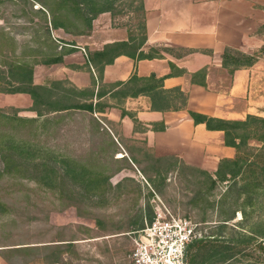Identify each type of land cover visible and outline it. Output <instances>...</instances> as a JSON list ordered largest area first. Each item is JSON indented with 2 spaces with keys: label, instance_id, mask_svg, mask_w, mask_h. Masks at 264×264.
I'll return each instance as SVG.
<instances>
[{
  "label": "crops",
  "instance_id": "0c3cea01",
  "mask_svg": "<svg viewBox=\"0 0 264 264\" xmlns=\"http://www.w3.org/2000/svg\"><path fill=\"white\" fill-rule=\"evenodd\" d=\"M141 1L143 28H138L139 33L113 23L108 12L97 14L86 33L53 31L70 43L57 41L61 61L34 65L32 81L48 85L62 80L78 90L91 91L86 102L103 105L92 115L108 123L102 125L118 148L115 159H126L134 174L141 173L132 160L142 150L151 157L173 156L213 172L220 158L233 157L234 149L223 144L222 131L194 123L188 111L228 120H241L248 114L264 117V53L231 74L221 64L224 47L252 53L264 45V9L255 7L252 0ZM116 42L131 45L132 49L125 48L131 55L118 53L103 65L97 79L87 53ZM115 83L119 85L109 87ZM118 90L125 92L118 94ZM97 91L101 92L98 97ZM15 95H22L30 105L25 93L6 94L9 100ZM151 99L157 105L154 108ZM112 124L115 132L109 128Z\"/></svg>",
  "mask_w": 264,
  "mask_h": 264
},
{
  "label": "rangeland",
  "instance_id": "374dc122",
  "mask_svg": "<svg viewBox=\"0 0 264 264\" xmlns=\"http://www.w3.org/2000/svg\"><path fill=\"white\" fill-rule=\"evenodd\" d=\"M252 1L255 7L264 9V0ZM1 2L0 60H9L10 50L14 58L29 55L28 50L37 47L33 41L36 17L32 12L39 7L37 0ZM111 16L113 23L139 33L141 10L137 0H114ZM53 31L51 36L57 38ZM0 68H4L2 63ZM6 94L0 92V110L7 114L16 112L18 116H35L28 110L31 103L26 105L22 95L9 100ZM60 115L38 129L36 123L11 129L0 120V134L8 131L16 140H27L39 148L38 152L30 150L34 158L21 171L15 172L9 166V173L2 172L0 157V248L16 243L52 244L59 239H73L72 253L64 252L65 245L61 247L59 264H128L132 229L143 223L149 210L152 215V207L160 203L178 215L204 220V225L199 226L201 235L209 233L218 216L221 184L211 189L203 170L184 166L173 156L156 161L145 150L137 153L135 163L141 173L134 174L135 169L126 159H113L105 134L97 128V124L104 128L102 123L108 126L103 117L75 109ZM56 116L48 115L51 119ZM109 128L116 130L114 124ZM1 153L4 151L0 144ZM61 156L88 163L104 177L109 175L111 185L102 182L97 190L86 191L68 178L62 183L37 181L39 173L44 168L56 167L54 160ZM42 162L45 165H40ZM171 163L174 165L165 170ZM238 219L235 215L228 222L232 224ZM3 256L21 264L17 255L9 253H0V264H8ZM248 260L250 257H245L240 264Z\"/></svg>",
  "mask_w": 264,
  "mask_h": 264
},
{
  "label": "trees",
  "instance_id": "16d2710c",
  "mask_svg": "<svg viewBox=\"0 0 264 264\" xmlns=\"http://www.w3.org/2000/svg\"><path fill=\"white\" fill-rule=\"evenodd\" d=\"M137 1L138 8L142 11V1ZM113 2L114 0H37L39 7L32 10L36 21L30 20L36 26L33 29V41L37 47L29 49V55L26 53L20 58L12 57V50H10L11 58L0 60V65L2 63L4 67L0 68V92L27 94L31 100L28 110L32 111L35 116H18L16 112L7 114L0 110V120L4 121V125L17 129L26 123H36L35 127L38 129L47 121H54L61 116V113L68 110H82L91 115L94 110L103 108V105L97 102L95 104L90 101L86 102L93 95L91 91L78 90L69 84L65 87L64 84L67 83L65 81L52 80L48 85L34 84L32 71L36 64L59 63L61 51L57 50V41L70 43L53 38L52 30L61 29L65 33L75 35L86 33L91 27V20L97 14L102 12L111 14ZM0 3H2L1 0ZM140 28H143L141 22L139 23ZM142 38L143 35L139 42ZM126 47L132 49L127 42H116L104 45L100 51L87 53V60L95 68L97 79L101 78L103 65L110 63L118 53L127 52ZM262 53H264V45L257 52L252 53H242L230 47H224L221 64L227 69V73L231 74L235 69L251 65ZM196 74L203 76L201 72ZM94 83L93 79L92 84ZM115 85L119 84H110L109 87L113 88ZM170 91L176 92L177 89ZM124 92L117 91L118 94H124ZM176 93L181 95L179 92ZM95 95L98 97L101 92L97 91ZM156 106L154 100L151 99V108ZM172 106L175 107V105ZM49 114L57 116L51 119L48 117ZM188 114L194 123H203L208 130L222 131L223 144L232 147L234 155L231 158H220L211 174L201 169L211 189L217 184L222 185L219 192L218 216L209 233L202 234L200 238L188 244L185 254L186 264H240L245 257H250L245 264H264V117L248 114L241 120H228L192 111H188ZM135 122L133 118V123ZM97 128L105 134L106 143L114 156L118 148L111 136L99 124ZM160 128L164 127L160 126ZM0 144L4 151L0 154L3 162L2 172L5 173L10 172L9 166L13 167L15 172L25 169V166H28V160L31 157L34 158L30 150L39 151L38 147H34L35 144L27 140H16L8 131L0 134ZM170 157L172 156L154 157V160L161 161ZM55 163L58 167L44 168L39 173L40 179L37 181L62 183L65 178H68L78 182L86 191L97 190L102 182L111 185L108 181L109 175L104 177L93 171L88 163H79L65 156L54 160ZM181 164L186 166L182 161ZM40 165L45 164L42 162ZM173 165L174 163H171L165 170ZM235 215L239 216V219L229 224L228 221ZM150 217L151 211L149 210L147 218L144 219L149 220ZM197 222L200 225L205 223L204 220ZM142 226L143 223H140L132 231ZM225 230L229 231L225 232ZM57 241L52 244L16 243L10 247H1L0 253L17 255L21 264H59L61 247L65 245L64 252L72 253L74 242L73 239ZM3 257L8 264H17L6 256ZM229 259L232 261L229 262Z\"/></svg>",
  "mask_w": 264,
  "mask_h": 264
},
{
  "label": "built area",
  "instance_id": "2783aa9c",
  "mask_svg": "<svg viewBox=\"0 0 264 264\" xmlns=\"http://www.w3.org/2000/svg\"><path fill=\"white\" fill-rule=\"evenodd\" d=\"M199 222L178 215L163 203L152 207L149 220L132 231L128 264H186L188 244L201 237Z\"/></svg>",
  "mask_w": 264,
  "mask_h": 264
}]
</instances>
